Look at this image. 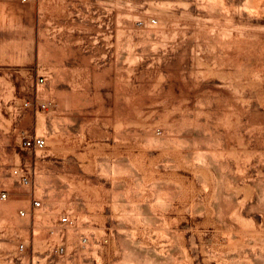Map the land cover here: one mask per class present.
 I'll list each match as a JSON object with an SVG mask.
<instances>
[{
  "label": "rangeland",
  "instance_id": "374dc122",
  "mask_svg": "<svg viewBox=\"0 0 264 264\" xmlns=\"http://www.w3.org/2000/svg\"><path fill=\"white\" fill-rule=\"evenodd\" d=\"M3 191L0 264H264V0H0Z\"/></svg>",
  "mask_w": 264,
  "mask_h": 264
},
{
  "label": "built area",
  "instance_id": "2783aa9c",
  "mask_svg": "<svg viewBox=\"0 0 264 264\" xmlns=\"http://www.w3.org/2000/svg\"><path fill=\"white\" fill-rule=\"evenodd\" d=\"M26 1V0H23ZM40 82H44V78L40 79ZM24 145L26 148L29 149H42L46 146V139L43 136H35L33 138H28L24 140ZM13 177L19 181L21 184L23 185H29L31 184V173L29 168H14L13 172H12ZM8 198V193L3 191L0 192V199L2 200H6ZM32 208L33 211L34 209H38L40 207H42V203L40 200L36 199L34 200L33 204H32ZM29 214L28 210L25 209H20L19 210V215L20 216H27ZM72 220L70 218L69 215H63L60 218V225L64 226L66 224H71ZM88 240V238L86 236L81 238V243H86ZM56 252L61 255L64 256L66 254V247L64 246V244H60L55 248ZM26 251V244L24 242H21L18 245V253L20 254H24V252ZM20 264H31L29 261L28 262H24L23 258H20Z\"/></svg>",
  "mask_w": 264,
  "mask_h": 264
}]
</instances>
